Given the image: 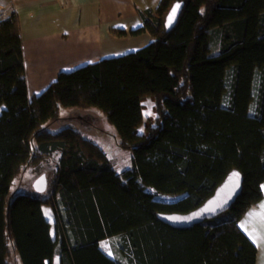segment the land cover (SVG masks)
I'll use <instances>...</instances> for the list:
<instances>
[{
  "label": "trees",
  "instance_id": "obj_1",
  "mask_svg": "<svg viewBox=\"0 0 264 264\" xmlns=\"http://www.w3.org/2000/svg\"><path fill=\"white\" fill-rule=\"evenodd\" d=\"M175 1L183 7L166 31ZM138 14L140 26L110 31L147 32L148 44L60 72L31 97L17 14L0 18V264L12 254L22 264H254L238 221L262 197L264 0H160ZM212 29L217 51L201 54ZM145 98L154 116L144 119ZM92 107L131 153L119 174L79 130L50 129L62 109ZM233 168L242 189L220 215L189 228L157 218L196 208ZM24 171L44 174V191H12ZM112 238L121 259L99 246Z\"/></svg>",
  "mask_w": 264,
  "mask_h": 264
},
{
  "label": "crops",
  "instance_id": "obj_2",
  "mask_svg": "<svg viewBox=\"0 0 264 264\" xmlns=\"http://www.w3.org/2000/svg\"><path fill=\"white\" fill-rule=\"evenodd\" d=\"M159 2L160 0H0V18L7 16L12 10L18 17L28 96L41 93L60 72L135 51L148 44L152 37L147 32L116 36L110 29L121 28L128 31L140 26L142 21L138 9L154 10ZM261 190V199L250 206L238 221L240 229L256 247L254 264H264V227H261L258 218L250 216L251 213L259 214L264 211L261 208L264 204V180ZM44 214L51 220L45 210ZM102 241L105 239L99 243Z\"/></svg>",
  "mask_w": 264,
  "mask_h": 264
},
{
  "label": "rangeland",
  "instance_id": "obj_3",
  "mask_svg": "<svg viewBox=\"0 0 264 264\" xmlns=\"http://www.w3.org/2000/svg\"><path fill=\"white\" fill-rule=\"evenodd\" d=\"M199 47L201 54L213 53L217 51V30L212 29L208 33L202 35ZM152 107V100L150 98L145 99V102L143 103L144 118L153 116L154 112ZM63 126H72L73 128L79 130L86 138L98 144L107 154L112 169L117 174L131 167L130 151L118 145V137L114 127L107 121L105 116L98 109L94 107L88 109H62L60 112V118L52 123L50 129L55 131ZM139 130H142V127H140ZM36 178L37 177L34 178V175L30 174L28 171H24L16 177L11 186V190L19 192L28 191L35 194L41 193L42 191H35L32 186V182ZM156 199L161 201H171L175 198L161 195L157 196ZM43 207L48 214H51V208L49 206L43 205ZM116 241V238L105 239V241H102L99 246L107 255L111 257H119L112 248ZM206 241L207 239L204 241V246ZM9 262L10 264H22L19 256L15 254L9 256Z\"/></svg>",
  "mask_w": 264,
  "mask_h": 264
},
{
  "label": "water",
  "instance_id": "obj_4",
  "mask_svg": "<svg viewBox=\"0 0 264 264\" xmlns=\"http://www.w3.org/2000/svg\"><path fill=\"white\" fill-rule=\"evenodd\" d=\"M179 4L175 18L169 23L168 17L173 7ZM183 7V1H175L167 11L164 20V27L169 31L174 27ZM234 173L239 174V179L234 178ZM243 177L241 173L233 168L222 181L216 186L213 193L196 208L186 213H157V218L172 228H189L207 219H212L224 211L234 202L242 189ZM35 191L41 192L46 188V178L44 174L39 175L32 184ZM54 263L58 264L57 256L54 257Z\"/></svg>",
  "mask_w": 264,
  "mask_h": 264
},
{
  "label": "snow or ice",
  "instance_id": "obj_5",
  "mask_svg": "<svg viewBox=\"0 0 264 264\" xmlns=\"http://www.w3.org/2000/svg\"><path fill=\"white\" fill-rule=\"evenodd\" d=\"M178 8H179V4H177V5H175L173 7V9H172V11H171V13L169 14V17H168L169 23H171L172 20L175 18ZM233 175H234V178L236 180L239 179V174L238 173H234ZM261 208L264 209V204L261 205ZM250 216L253 217V218H258L259 221H260L261 227H264V211H262L259 214L251 213Z\"/></svg>",
  "mask_w": 264,
  "mask_h": 264
}]
</instances>
